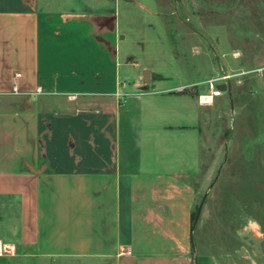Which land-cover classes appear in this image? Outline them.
<instances>
[{
	"label": "crops",
	"instance_id": "1",
	"mask_svg": "<svg viewBox=\"0 0 264 264\" xmlns=\"http://www.w3.org/2000/svg\"><path fill=\"white\" fill-rule=\"evenodd\" d=\"M122 5L0 0L3 264H258L245 247L206 246L192 223L198 193L209 197L228 159L243 158L252 176L259 145L264 174V62L224 57L207 72L192 59L143 64L123 49ZM225 73L218 84L230 88L214 95L208 81ZM222 129L233 130L229 143ZM225 187L212 217L233 224L238 187ZM244 222L259 232L251 214ZM229 229L213 235L230 243Z\"/></svg>",
	"mask_w": 264,
	"mask_h": 264
},
{
	"label": "rangeland",
	"instance_id": "2",
	"mask_svg": "<svg viewBox=\"0 0 264 264\" xmlns=\"http://www.w3.org/2000/svg\"><path fill=\"white\" fill-rule=\"evenodd\" d=\"M122 8L121 20H124L123 26L130 33L123 49L143 64L166 57L171 58L168 60L179 66L181 62L192 59L199 61V67H204L207 72L211 64L214 65L215 71H220L219 62L224 57L238 56L249 61L251 65L264 62V0H124ZM257 58L260 61L255 63ZM126 71L127 66L123 68L122 73ZM262 75L264 81V70ZM256 85L259 89L264 86L260 82ZM259 89L254 93L260 94ZM257 104L259 100L252 99L247 109L251 116L247 132L253 133L252 139L258 138L260 134L258 120L261 116L257 111ZM222 130L224 131L221 134L222 143L223 141L229 143V135L233 130ZM234 144L231 146L233 151L237 149ZM255 148L256 157L249 162L253 169L252 176L244 174L245 161L241 157L230 159L232 162L228 159V164L221 169L217 179H215L217 173L214 175L210 183L214 182V179L215 183L205 200L207 205L204 207V216L200 217L198 223L206 246L216 241L218 244L223 243V247L229 245L231 247L236 245L238 249L245 247L251 259L258 264H264V174H260L261 147L258 145ZM233 168L236 171L235 176L229 178V170ZM228 182L232 184L234 182L238 187L232 197L238 204L233 208L234 211L232 210L236 222L228 224L226 222L228 218L224 215L222 219H225L219 224L220 221H215L212 217L214 210L217 211L219 208L216 206L212 208V203L215 197L221 200L226 198L225 194H229V191L225 185ZM244 185H247V190L243 189ZM202 195L203 192L198 193L196 209ZM250 214L258 221L259 232L250 229L249 224L244 222ZM230 226L232 233L230 243L228 238L217 239L213 235L214 229L215 232L218 230L228 232ZM254 227L256 228V225ZM236 260L240 264L245 261L244 257L241 259L239 255ZM5 261L4 257L0 258L2 264ZM12 263H15V260H12Z\"/></svg>",
	"mask_w": 264,
	"mask_h": 264
},
{
	"label": "water",
	"instance_id": "3",
	"mask_svg": "<svg viewBox=\"0 0 264 264\" xmlns=\"http://www.w3.org/2000/svg\"><path fill=\"white\" fill-rule=\"evenodd\" d=\"M219 87H221L223 90H228L230 88V85L229 83H223V84H219ZM208 195V191H206L204 193V195L202 196V199L198 205V208H197V211H196V214H195V217H194V220H193V223H192V231L195 229L199 219H200V216H201V212H202V209H203V205L205 203V200H206V197ZM194 248H195V245H194Z\"/></svg>",
	"mask_w": 264,
	"mask_h": 264
},
{
	"label": "built area",
	"instance_id": "4",
	"mask_svg": "<svg viewBox=\"0 0 264 264\" xmlns=\"http://www.w3.org/2000/svg\"><path fill=\"white\" fill-rule=\"evenodd\" d=\"M20 75V73H17L16 74V76H19ZM231 77V74H223V75H221V76H218V77H216V78H211L209 81H208V83H209V86L211 87V88H213V94L214 95H219V94H221L222 93V89L219 87V84L218 83H220V81H223V80H227V79H229ZM225 83H227V81L225 82ZM39 91H40V88L38 89ZM73 96H75V95H73Z\"/></svg>",
	"mask_w": 264,
	"mask_h": 264
},
{
	"label": "bare ground",
	"instance_id": "5",
	"mask_svg": "<svg viewBox=\"0 0 264 264\" xmlns=\"http://www.w3.org/2000/svg\"><path fill=\"white\" fill-rule=\"evenodd\" d=\"M1 249H3V245H2V243H1V241H0V250H1Z\"/></svg>",
	"mask_w": 264,
	"mask_h": 264
},
{
	"label": "clouds",
	"instance_id": "6",
	"mask_svg": "<svg viewBox=\"0 0 264 264\" xmlns=\"http://www.w3.org/2000/svg\"><path fill=\"white\" fill-rule=\"evenodd\" d=\"M250 224H252L253 227L255 226L254 222H250Z\"/></svg>",
	"mask_w": 264,
	"mask_h": 264
},
{
	"label": "trees",
	"instance_id": "7",
	"mask_svg": "<svg viewBox=\"0 0 264 264\" xmlns=\"http://www.w3.org/2000/svg\"><path fill=\"white\" fill-rule=\"evenodd\" d=\"M196 213V212H195ZM195 213H194V216H195Z\"/></svg>",
	"mask_w": 264,
	"mask_h": 264
}]
</instances>
